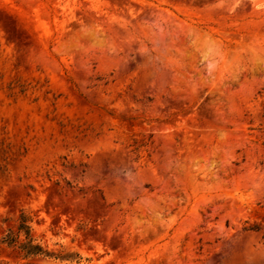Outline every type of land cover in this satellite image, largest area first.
<instances>
[{
	"label": "rangeland",
	"instance_id": "rangeland-1",
	"mask_svg": "<svg viewBox=\"0 0 264 264\" xmlns=\"http://www.w3.org/2000/svg\"><path fill=\"white\" fill-rule=\"evenodd\" d=\"M0 264H264V0H0Z\"/></svg>",
	"mask_w": 264,
	"mask_h": 264
},
{
	"label": "trees",
	"instance_id": "trees-1",
	"mask_svg": "<svg viewBox=\"0 0 264 264\" xmlns=\"http://www.w3.org/2000/svg\"><path fill=\"white\" fill-rule=\"evenodd\" d=\"M7 238L9 239L8 241L15 240L14 233L11 232L10 234H8ZM25 250L26 253L43 251V249L39 245H32V244H28L27 247H25Z\"/></svg>",
	"mask_w": 264,
	"mask_h": 264
}]
</instances>
